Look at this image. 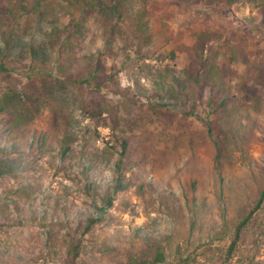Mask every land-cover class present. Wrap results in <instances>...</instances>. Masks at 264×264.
Segmentation results:
<instances>
[{"label":"rangeland","instance_id":"374dc122","mask_svg":"<svg viewBox=\"0 0 264 264\" xmlns=\"http://www.w3.org/2000/svg\"><path fill=\"white\" fill-rule=\"evenodd\" d=\"M83 2L66 5L56 24L69 28L73 75L91 56L105 67L99 90L93 82L55 87L59 66L48 62L52 78H45L34 71L45 62L16 43L5 46L0 31V63L8 69L0 72V99L4 89L25 88L39 109L30 127L63 137L68 124L75 149L84 144L93 162L83 172L88 162L79 150L61 154L52 143L38 154L19 137L0 135V264H264V197L257 206L264 191V0H130L133 12L113 19L112 28L100 13H85ZM229 11L252 26H236ZM1 13L8 34L16 24ZM29 22L16 25L19 35ZM201 31L213 34L204 67L225 87L227 102L218 105L209 82L213 102L206 89L202 102L167 103L156 83L168 70L188 69ZM44 81L58 93L37 99L33 89ZM123 139L133 164L123 158L126 187L117 190ZM88 217L101 220L83 232Z\"/></svg>","mask_w":264,"mask_h":264},{"label":"trees","instance_id":"16d2710c","mask_svg":"<svg viewBox=\"0 0 264 264\" xmlns=\"http://www.w3.org/2000/svg\"><path fill=\"white\" fill-rule=\"evenodd\" d=\"M82 1H84L82 6L85 13H88V15H93L97 12L100 13L106 20V24L111 28L115 26L113 19L116 18L118 20H123L126 14L133 12V9L130 6H127L130 0H113L112 2H109L108 0H6L5 6L0 8L1 20V9L5 8L7 13L10 14V18L12 20V22L10 21L11 23L18 25L22 18H27L31 24L26 28L23 35L18 34L17 26L13 24H10V27L8 26L9 31L8 34H6V30H2V23H0V31L5 46L9 47L16 43L17 46L19 45L20 50L25 49L29 52L31 57H40L43 62H45L42 66H35L34 69V71L39 73L44 72L45 78H52L50 73L52 71L48 72L45 70L48 62L53 60L55 65L59 66L58 72L63 77L62 79H56V81H53L55 82V87L60 86L63 81L75 83L79 87L80 85L93 82L95 84V90H99L102 85V80L105 79L103 78V75L105 74V67L98 59L95 62L93 56H91L89 60L79 61L81 64L80 69L75 71V75H73L72 72L74 63L71 61V56L66 53L68 50L67 46L71 48L73 47V44H71L72 40L69 28H61L56 24L57 14L59 11L63 10L66 5L69 6L76 3L78 4ZM146 12L147 9L143 7L144 16L146 15ZM229 16L231 21L236 26H240L241 28L252 26L251 24L249 25V22L245 20L246 18L244 16L238 18L232 11H229ZM77 24L78 22L76 25ZM143 30L145 31L143 37L147 40L148 33L146 32H148L149 27L146 21L143 23ZM113 33V29L109 30V34L111 36H113ZM212 35L211 32L208 31H201L198 33L195 45L192 47L193 51L192 56H190L191 61L188 69L179 70L178 72H174L173 69H167L169 78H164L161 76L162 73L160 74L161 77L156 83L157 88L155 92L162 96V99L167 103L171 98L178 99L175 103H181L183 100L184 102L190 101L192 104H196V100H200L199 102H202L206 89L209 90L208 102L211 103L215 100V93L213 92L217 88L221 96L218 105H222L227 102L228 95L223 93L225 87L220 85L219 87H216L217 85L212 82V80H214L213 77L208 76L210 71L206 70L207 68L204 67L206 63L203 58V49L205 47V42H207ZM64 59H66V61ZM7 70L8 69L4 62L0 63V72ZM209 82L213 84L215 89ZM55 87H52L51 82L44 81V85L42 84V90L38 88L37 91H35V89L33 90L37 93L36 98L39 99L41 94L44 92H46V95L58 93ZM14 90L15 91L4 89L1 95L0 135H3L8 139H16L19 137V139H22L23 142L28 145L29 149L38 154H43L52 150V143L59 144V152L61 154H69L73 153V150H79L80 158H84V160L88 162L83 166V172H88L93 166L90 149H87L84 144L80 149H75L77 146H75L73 133L71 132L73 131V128H71L68 124H64L65 131L63 137H60L59 135H56L55 137L46 129L30 127L32 126L31 117L35 113L34 110H39L37 105L38 103L34 102V99H28L31 97L28 95L25 88H16ZM25 100L27 101L29 107ZM86 108L87 101H85V103L81 106V110L88 111ZM95 110L100 115L105 111V108L102 104H98ZM121 144V157L116 163L119 173V178L116 180L117 190L124 189L126 187V184L123 183V168L125 164L123 158L127 156L130 158L127 159V163H130V165L133 164L130 157L131 155H129L130 153L128 151V140L123 139ZM13 145V147H16L17 144ZM9 169L12 170V167L9 166ZM263 197L264 191L261 194L257 206L260 204ZM108 204L111 205V199H109ZM100 220L101 217H88L85 220L83 232H88L92 226ZM245 222L246 220L244 219L237 227L236 238L239 237L241 228L245 225ZM234 244L235 240L232 242V245ZM73 251V256L76 258L79 255V245L76 244L75 247H73ZM156 258L158 261L165 259L164 254L160 251L156 253Z\"/></svg>","mask_w":264,"mask_h":264}]
</instances>
